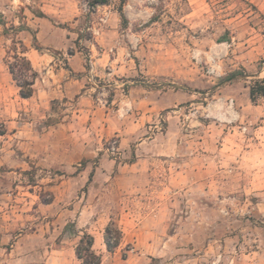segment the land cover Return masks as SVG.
Returning a JSON list of instances; mask_svg holds the SVG:
<instances>
[{"label": "rangeland", "instance_id": "374dc122", "mask_svg": "<svg viewBox=\"0 0 264 264\" xmlns=\"http://www.w3.org/2000/svg\"><path fill=\"white\" fill-rule=\"evenodd\" d=\"M13 40L38 72L27 99ZM261 79L264 0H0V264H80L83 232L101 264L263 255Z\"/></svg>", "mask_w": 264, "mask_h": 264}, {"label": "trees", "instance_id": "16d2710c", "mask_svg": "<svg viewBox=\"0 0 264 264\" xmlns=\"http://www.w3.org/2000/svg\"><path fill=\"white\" fill-rule=\"evenodd\" d=\"M120 16L124 18L121 9H120ZM33 42L34 43L36 42L35 36H33ZM13 44H14V49L12 55L10 56L11 60H9V56H8V59L6 60V66L8 68L12 80L15 82L18 88V95L23 99H27L30 98L34 93V83L38 77V72L34 69L30 59L27 57L26 55L27 48L22 43V41L13 40ZM17 48L20 50H17ZM34 48L38 49L37 46H35ZM66 68L70 70L68 67ZM235 76H237V73L235 72L229 74L227 77L224 78L222 83L232 80ZM256 94L260 96H264V79L258 81L257 88H255V85L250 86L249 95L252 102L255 101ZM91 176L92 175L90 174V178ZM47 194H49L50 196L48 199L44 197L43 193L42 195H40L42 202L45 204L50 203L53 199L52 194L50 192H47ZM74 230H75L74 225L72 224H68L64 227V232L66 233L67 232L75 233ZM120 238H121L120 230L116 227V225L113 222H110L105 227L103 234V239L106 249L110 252L113 251L119 245ZM93 244H94L93 236L87 232H83L75 247V256L79 260L80 264H101V254L97 253L93 249Z\"/></svg>", "mask_w": 264, "mask_h": 264}, {"label": "crops", "instance_id": "0c3cea01", "mask_svg": "<svg viewBox=\"0 0 264 264\" xmlns=\"http://www.w3.org/2000/svg\"><path fill=\"white\" fill-rule=\"evenodd\" d=\"M47 57H48V60H49L48 63H50L51 60H52L51 59L52 57L50 58L49 55ZM74 57H75V55H72V58H74ZM41 58H46V57H43L42 56ZM105 60H106V55H105V51H104L103 53H100L98 55V58L96 59V62H98V61L99 62H105ZM31 64H32V66H34L33 65V62ZM82 69H84L83 68V65H80L76 69L74 67H72V70H69V72L70 73L79 72V71L81 72ZM56 71L60 75L64 76V74H65L64 72H66V69L60 67ZM53 74H54V72H53ZM62 96H68V97H70L69 94H65L64 95V93H62ZM250 194H252V196H259V198L257 200L252 199V201H250V198L249 197L247 199L249 201V203L252 204V207H251L252 208V216L253 217H259V216L264 217V191L262 193H255L254 191H250ZM219 210L221 212H223V213H227V211L224 208H222V207H220ZM236 239H237V236H234V235L233 236L225 237L224 238V241H226L225 247L226 248L228 247L230 250H232L233 246L236 245L235 244ZM253 249L254 248H252L251 250H249L247 252V254L246 253L240 254L239 259H238V261L235 262V264H237V263L238 264H264V261H263V255L264 254L263 255H260L259 254L260 253L259 251H255Z\"/></svg>", "mask_w": 264, "mask_h": 264}, {"label": "water", "instance_id": "95a60500", "mask_svg": "<svg viewBox=\"0 0 264 264\" xmlns=\"http://www.w3.org/2000/svg\"><path fill=\"white\" fill-rule=\"evenodd\" d=\"M94 1H97V2L100 1V2H103L104 0H94Z\"/></svg>", "mask_w": 264, "mask_h": 264}, {"label": "built area", "instance_id": "2783aa9c", "mask_svg": "<svg viewBox=\"0 0 264 264\" xmlns=\"http://www.w3.org/2000/svg\"><path fill=\"white\" fill-rule=\"evenodd\" d=\"M220 262V256L218 257V263Z\"/></svg>", "mask_w": 264, "mask_h": 264}]
</instances>
